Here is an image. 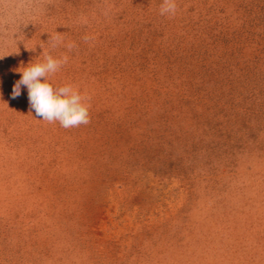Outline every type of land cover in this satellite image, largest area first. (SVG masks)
Returning <instances> with one entry per match:
<instances>
[{
    "label": "rangeland",
    "instance_id": "obj_1",
    "mask_svg": "<svg viewBox=\"0 0 264 264\" xmlns=\"http://www.w3.org/2000/svg\"><path fill=\"white\" fill-rule=\"evenodd\" d=\"M162 2L0 0V264H264V0ZM47 54L88 125L12 98Z\"/></svg>",
    "mask_w": 264,
    "mask_h": 264
},
{
    "label": "clouds",
    "instance_id": "obj_2",
    "mask_svg": "<svg viewBox=\"0 0 264 264\" xmlns=\"http://www.w3.org/2000/svg\"><path fill=\"white\" fill-rule=\"evenodd\" d=\"M177 11V0H163L160 5L161 16H175ZM48 41L52 48H56L63 43L62 34L56 32ZM73 47L75 45H68L69 49ZM68 59L67 55L54 58L47 54L44 62L31 64L21 72V78L12 90V98L15 99L21 95L22 86L26 87L29 106L34 110L36 117L48 123L58 122L65 129L88 125L91 107V97L81 94L73 85L54 87L48 80L50 74H55L68 63Z\"/></svg>",
    "mask_w": 264,
    "mask_h": 264
}]
</instances>
